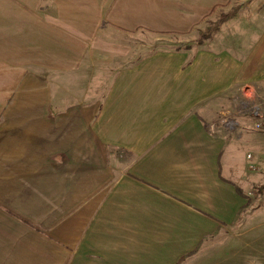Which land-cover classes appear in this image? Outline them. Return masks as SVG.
<instances>
[{"label":"crops","instance_id":"obj_1","mask_svg":"<svg viewBox=\"0 0 264 264\" xmlns=\"http://www.w3.org/2000/svg\"><path fill=\"white\" fill-rule=\"evenodd\" d=\"M257 1L250 50L235 33L250 55L154 50L85 101L95 62L140 53L126 37L185 39L233 3L216 34L238 29ZM256 104L264 0H0V264H187L228 244L248 202L237 149ZM233 236L237 251L214 264H264Z\"/></svg>","mask_w":264,"mask_h":264},{"label":"rangeland","instance_id":"obj_2","mask_svg":"<svg viewBox=\"0 0 264 264\" xmlns=\"http://www.w3.org/2000/svg\"><path fill=\"white\" fill-rule=\"evenodd\" d=\"M259 4L260 3L257 1L253 5H251L250 9H246L243 11L241 17L242 21L238 22V24L240 25L238 29L236 27L232 28V24L223 26L221 31L218 34L214 35V37H212L211 42L205 41L203 44H199V40H201V38L203 39L202 34H204V32L210 26L217 22L216 20L219 17V14L221 12H225L224 10H219L218 15L213 17V19L207 21L203 26H201V29L197 30L191 37H187L185 39L178 36H160L158 39L161 40H157L156 36L151 35L147 36L146 39L142 37H126L125 40L131 42L134 50L143 47L142 49H140V53L136 54L137 52H135L132 53L130 56L109 63L99 61V63L95 62L91 66V68H89L92 80L91 84L88 87V94L86 96L85 101L92 102L101 100L102 97L105 95L106 90L110 86V83L113 81L114 76L120 71L125 61L129 60L130 58H132V60H134L136 57L141 58L145 55H148L149 53H151V51L154 50H162L165 48L175 50L179 48H186V46H192L194 50L188 54L187 62H191L193 58H198L199 61L203 62V60H201L202 58L212 56L216 63H220L221 60L225 57V54L227 53L226 49H228L230 55L232 56L239 57V55H244V57H246L250 55L251 51H248L244 54H242V52L236 53V48L238 46V38H236L235 33L236 30L242 33V38L244 40V48L250 50L253 43L256 41V38L253 37L255 35V30L253 29V27H246L245 23L247 25L253 23V21L250 22L249 20L252 15H255L257 13ZM236 6L237 5L233 3L232 5L226 8V12L232 11L233 8H235ZM234 24L237 25V23ZM120 38L123 37H119L118 35L116 37V42H118ZM138 38L140 39L139 41ZM231 48L235 52H232ZM215 69L217 68L214 65V68L210 70V72L213 70L215 71ZM254 106H258L262 109L260 104H256ZM251 119L252 118L250 115H247L246 117L244 116L245 121L242 122L243 125L245 124L246 126L250 127ZM254 133L253 131H251L250 128L245 129V139L244 141L239 143L240 147H237V152H241L239 156L241 164L238 163L239 165L237 164V166L241 168V173H245V175L243 176L244 179H246V183L248 185L245 189V194L246 199L250 198V200H252L250 201L251 205L246 209V211L240 218L239 226L237 225L238 227L236 226L234 229H232L234 232L231 230L229 240L226 241L228 242V244L224 246H210V251L206 250V246H202L201 251L192 257L191 261L188 262L189 264H214L216 260L212 259V256H215L217 258L222 253H227L230 256V251H233L234 249L235 252L237 251L236 247H234L235 243L232 244V242L238 239L237 236H233L238 233H244L245 236H242L241 240L245 238V244L247 248L250 249V251L253 250V253L248 254V256H251L253 258H260V262H264V138L263 136H261V134ZM253 135H255L256 137L254 138ZM249 153H254L256 155V160L258 164V171L253 173L250 172V169L248 170L250 165L247 160V155ZM254 226L257 228L251 230ZM257 250L260 252V254H258ZM231 258H233V256H231ZM223 261L225 262V259H223Z\"/></svg>","mask_w":264,"mask_h":264},{"label":"built area","instance_id":"obj_3","mask_svg":"<svg viewBox=\"0 0 264 264\" xmlns=\"http://www.w3.org/2000/svg\"><path fill=\"white\" fill-rule=\"evenodd\" d=\"M249 114L251 116V118H253V126H252V130L255 133H259L261 135L264 136V111L258 107V106H254L252 108H249ZM228 126H232V123L230 122V119L227 122ZM248 160L250 162V170L251 171H257L258 168L256 167V165L253 163L254 158L252 155H248Z\"/></svg>","mask_w":264,"mask_h":264},{"label":"trees","instance_id":"obj_4","mask_svg":"<svg viewBox=\"0 0 264 264\" xmlns=\"http://www.w3.org/2000/svg\"><path fill=\"white\" fill-rule=\"evenodd\" d=\"M237 12H238V8L235 7V8H233L232 11L228 12L227 14H223L220 17V19L217 20L216 23H214L212 26H210L204 32V34H202L203 39L201 38V40H199V42H200L199 44H203L206 40L211 39L213 37V35L219 31L221 25L224 24L226 21H228L230 18L234 17L237 14ZM247 200H248V202H247L246 206L244 207V209L242 210V213L245 212L246 209L251 205L250 201H252V200H250V199H247ZM241 215L242 214H240V216ZM240 216L238 217V220H239ZM187 257L188 256L182 258L181 264L187 259Z\"/></svg>","mask_w":264,"mask_h":264}]
</instances>
